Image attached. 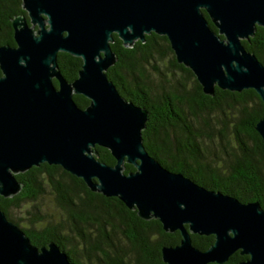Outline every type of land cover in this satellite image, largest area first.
Instances as JSON below:
<instances>
[{
	"label": "water",
	"instance_id": "1",
	"mask_svg": "<svg viewBox=\"0 0 264 264\" xmlns=\"http://www.w3.org/2000/svg\"><path fill=\"white\" fill-rule=\"evenodd\" d=\"M21 7L26 17L11 19L14 46H0V197L21 191L15 175L59 166L141 220L178 231L179 244L161 248L163 264H224L236 252L247 256L239 264H264L260 204L163 168L143 146L148 112L120 96L106 76L117 61L113 34L131 48L153 33L167 38L176 63L192 72L204 95L253 90L264 106V65L241 43L264 28V0H21ZM58 53L81 59L72 82L58 69ZM73 95L88 105L79 108ZM254 130L264 142V117ZM96 147L115 164L100 162ZM125 164L134 171L125 174ZM190 235L214 242L200 251ZM0 264L70 262L53 242L32 245L0 209Z\"/></svg>",
	"mask_w": 264,
	"mask_h": 264
},
{
	"label": "trees",
	"instance_id": "2",
	"mask_svg": "<svg viewBox=\"0 0 264 264\" xmlns=\"http://www.w3.org/2000/svg\"><path fill=\"white\" fill-rule=\"evenodd\" d=\"M19 15L26 17L21 0H0V46H14L11 19ZM209 26L216 32L210 22ZM112 37L117 61L106 76L120 96L148 112L141 133L148 154L170 172L241 203L258 202L264 211V142L254 130L264 117V106L257 94L215 88L213 96L204 95L192 72L176 63L166 37L152 33L131 48L115 34ZM241 43L264 65V28L257 27L254 36ZM81 64L80 58L57 54L58 69L68 82L77 78ZM73 100L81 109L89 103L80 95H73ZM95 151L100 162L115 164L106 149ZM124 167L125 174L134 171L131 165ZM15 178L22 189L12 198L0 197L1 211L32 245L40 248L53 242L70 264H163L161 248L180 242L178 231L165 233L157 220H141L118 198L91 192L59 166L41 164ZM45 196L57 212L54 219L40 215ZM28 204L29 225L23 227L13 213ZM190 238L200 251L214 242L213 236ZM246 259L236 252L224 264Z\"/></svg>",
	"mask_w": 264,
	"mask_h": 264
},
{
	"label": "rangeland",
	"instance_id": "3",
	"mask_svg": "<svg viewBox=\"0 0 264 264\" xmlns=\"http://www.w3.org/2000/svg\"><path fill=\"white\" fill-rule=\"evenodd\" d=\"M161 69H163V66H161ZM172 82H174L173 79H172ZM50 200H51L50 197L45 196L41 200V203H40V208H41L40 215L44 217L45 220L54 219L57 216V212ZM27 207H29V204L24 205L23 207H21L20 209L16 210L13 213V216L15 217V219L17 218L21 219L20 226H23V227H27L29 225V221H27L29 220V217L25 214ZM121 244L123 245V247H127L126 244L122 242ZM76 247L79 249V244H77Z\"/></svg>",
	"mask_w": 264,
	"mask_h": 264
}]
</instances>
